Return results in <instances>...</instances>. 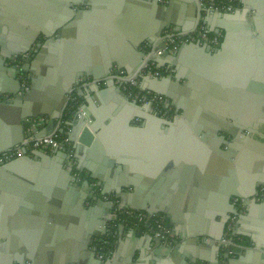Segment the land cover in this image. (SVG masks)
Here are the masks:
<instances>
[{
	"label": "water",
	"instance_id": "obj_1",
	"mask_svg": "<svg viewBox=\"0 0 264 264\" xmlns=\"http://www.w3.org/2000/svg\"><path fill=\"white\" fill-rule=\"evenodd\" d=\"M239 1L242 6L233 12H212L202 0H170L168 6L161 0H79L74 2V6L81 3L89 9L78 11L82 20H77L79 33L76 39L66 38L59 31L55 32L58 38H55V33L43 31V36L26 41L0 39V83L3 84L0 88V119L8 122L14 131L23 132V141L26 130L39 136L54 132L56 119L63 120L65 112L70 109L66 124L71 129L70 140L82 175L73 178L78 189L75 187L71 195L65 193L68 198L61 202L59 210L61 208V219L65 223L72 214L78 216L75 227L78 233L74 239L81 243L82 264H114L120 254L117 248L108 261H102L95 251L91 252L90 259L84 254L87 237L93 242L112 233L109 227L112 203L90 190L89 178L97 181L102 194L119 197L125 206V196L138 193L142 188L141 180L146 182L143 185L145 188L141 189L143 193L150 188L144 199L151 203L153 193H157L156 188L165 185L166 176L178 178L182 169L188 168L190 179L198 178V171L207 167L211 151L247 173L243 156L249 150L240 148L235 154L233 146L239 138L247 140L246 146L248 141L254 145L255 134L264 139L260 129L264 125V0ZM171 5L193 8L197 13L196 27L204 23L209 35L223 34L219 45L196 38L182 43L174 55L164 52L155 56L154 51L166 29L183 30L180 22L169 18ZM204 11L212 13L202 20ZM144 44H148L149 53L141 49ZM65 46L68 49L63 51ZM151 57L159 68L166 65L175 67L174 73L147 75L142 78L141 87L168 97L171 104L182 111L174 120H166L150 104L143 105L130 98L115 79L108 80L104 89L94 82L88 87L91 88L88 94H85L84 87L80 92L74 90L77 82L84 77H92L98 82L101 77L110 75L114 68L130 73L137 66L140 70ZM24 81L28 82L27 87L23 86ZM14 84L15 87L12 86ZM75 94L77 101L73 100ZM112 98L119 103L118 106L107 104ZM7 114L10 121L6 118ZM46 116L49 120L45 118L46 127H43L39 122ZM214 135L219 138L216 143L212 141ZM172 144L173 153L170 152ZM186 144L191 145L188 149L192 154L185 155ZM11 147L9 150H12ZM23 151L22 156L1 165L0 174L14 176L16 174H10V171L21 173L24 165L32 164L29 150L24 147ZM32 152L35 160L40 158L63 164L68 158L66 150L47 153L45 149L38 148ZM263 154L258 152L255 160L264 161ZM226 167V171L231 170L229 165ZM108 169L124 170L126 174V178L120 179L122 185L114 186L113 192L109 189L111 184L105 182ZM69 170V173L73 172L72 168ZM217 175L214 174L212 181L217 180ZM62 176L66 184L64 173ZM244 178L249 180L250 177L245 175ZM251 179H254V186L249 194L229 191L227 187L220 194L202 186L203 192L210 194L211 198L220 196V201L216 197L214 204H224V201L228 204L225 211L217 209L221 230L218 234H211L212 237H222L233 215L246 218L236 199L243 200L254 194L259 196L258 189L264 184L263 175H253ZM80 182H83L85 190L81 189ZM220 183L221 180H218L215 185ZM228 183L232 187L238 180L232 176ZM88 198L93 202L85 208ZM136 210L142 209L138 206ZM143 210L150 216L160 214L150 207ZM92 212L95 213L93 217L90 216ZM51 213L42 218L50 225L59 219L50 217ZM240 223L235 225L234 234L238 233L236 226L239 227ZM115 234L120 240L122 233L117 231ZM241 234L251 237L247 233ZM66 236L72 239L68 233ZM148 238L152 240L153 237L148 235ZM184 248L183 245L171 247V256L165 262L158 257L154 260L156 264H219L215 262V252L212 256L192 258L184 252ZM213 249L218 251L219 246ZM134 255L128 258L131 263ZM225 257L228 259L225 264H230V252H226ZM139 258L143 259L141 250ZM16 261L20 264L21 260Z\"/></svg>",
	"mask_w": 264,
	"mask_h": 264
},
{
	"label": "crops",
	"instance_id": "obj_2",
	"mask_svg": "<svg viewBox=\"0 0 264 264\" xmlns=\"http://www.w3.org/2000/svg\"><path fill=\"white\" fill-rule=\"evenodd\" d=\"M78 1L0 0V39L26 41L34 37H40V35L43 36V31L51 33L59 31L64 33L66 38L76 39L79 33L78 21L82 20L81 17L80 19L78 17V11L81 8L84 10L89 9L87 5H81V3L74 6V2ZM169 1L163 0L162 4L168 6ZM169 8V18L182 24V33H195L200 25L204 24L200 23L196 27L197 13H194L195 10L191 7H183L181 5L175 7V5H171ZM209 13L208 11H204L202 20ZM2 25L5 27H2ZM184 26L186 27L185 29ZM216 35L218 38L219 36L223 38V34ZM58 37L55 33V38ZM163 38L164 36L162 35ZM162 39L158 44L162 43ZM147 45H142L141 49L143 51H150ZM65 49H68L67 46H65L63 51ZM116 70L118 69L114 68L113 72ZM110 75L101 78H109ZM11 81L14 80L12 79ZM12 86L15 87V84ZM90 86H93V84L83 85L76 90L80 92V89L84 87L85 94H88L91 89L88 88ZM1 87H3V84L0 83ZM106 87L107 83L100 86L101 89ZM113 95L115 97V93ZM107 104L115 107L119 103L115 101V98H112L108 100ZM165 116L166 120H174L170 115ZM6 118L10 119L8 114ZM45 118L49 120L47 116ZM3 121V119H0V151L8 148L4 152L1 151L2 153H6L10 151V146H12L11 149L13 150L20 146L23 132L14 131L8 122ZM67 121L69 120L56 119L55 131L63 129L70 138L71 129L67 126ZM134 121H137V119H134ZM42 125L46 127L45 121L42 122ZM42 129L44 130V128ZM260 129L264 134V125ZM175 132L177 133L176 127ZM27 133H29L28 130L24 132L25 137ZM218 139L215 138V135L214 137L212 136V141H215L214 143ZM253 140L255 141L254 145L248 141V145L246 146L247 140L239 138V142L233 151L236 154L240 148H243L244 151L249 150L243 156L247 173L242 172L241 167L227 163L224 161L223 156L214 154L211 151L207 158V167L209 169L207 167L203 171L198 169L200 170L198 171L200 173L198 178L196 177L191 180L188 168L182 169L181 175L178 178L166 176L164 180L165 185L156 188L158 190L156 194L153 193L151 203H148L144 199V194L148 193L150 188L148 186L147 188L149 189L143 193L141 189L145 188L143 185L146 182L145 180H141L140 184H142V188L139 189V192L125 196V207L138 209L139 206L145 212L147 211L143 210V208L150 207L153 210H158L159 215L167 219L179 237V244L175 246L176 248L183 245L185 247L184 252L192 258L212 256L215 252L216 261L215 259L213 260L219 264H225L228 260L224 256L225 254L222 255L213 249L214 246H219L221 238H214L211 234H218L220 232L219 213L222 210L228 209V204L225 201L224 204L223 202L221 204L217 202L214 204L216 197L220 201V196L215 195L211 198L210 194L203 192V187L205 189H212L211 191L220 194L222 193V189L224 190L226 187L229 191L232 189L238 193L245 192L249 194L254 186V179H251V177L253 175H263L264 179V161L257 162L255 160L258 152L260 154L264 152L262 148L264 146V139L255 134ZM14 143L18 145L14 146ZM190 146L186 144L184 147L186 149L185 155L192 154L190 153L191 149H188ZM173 147L174 145L172 144V150H169L171 153H173ZM223 149H226V147H223ZM28 150L31 159H34L33 150ZM52 152L54 151L47 150V153ZM33 159L32 164L27 163L28 165L23 166L24 171L21 173L19 171L17 173L10 171V174H16L14 176L0 174V264H19L16 261L17 259L21 260L20 264L22 262V264H82L83 253L79 250L81 244L74 239V236L78 233L75 229L78 225V216L72 214L70 218H67L65 223V220L61 219V208L59 210L61 202L63 201L64 203V200L68 198L65 193L67 192L71 195L75 191L76 184L73 178L76 175L72 171L69 173L70 165L68 159L63 164L56 161H42L40 158ZM77 165L79 167L78 162ZM167 165L168 163L165 164V168ZM226 165H229L231 170L226 171ZM31 169L36 170L31 171ZM27 171L29 172L28 176H26ZM65 172L69 175H65ZM63 173L67 178L66 184L65 180L62 179ZM85 173L83 175H86ZM215 173L218 174L217 178L215 177L217 180L212 181ZM245 175L250 177L248 178L249 180H245ZM105 176V182L107 185L111 184L109 189L112 192L114 186L118 184L122 185L121 182L123 181L120 179L126 178L124 170L113 171L112 169H108ZM232 176L238 180V183H234L230 187L228 179ZM218 180H221V183L215 185ZM79 185L81 189H84L83 182H80ZM254 195H249L248 198L243 199L245 207L242 208V215L246 218L241 219L236 217V220H234V227L240 221L242 224L240 223L239 227L236 226V232L238 233L235 236H238L239 240L233 241L229 246L231 250L230 264H264V200H260L257 198L258 196ZM87 201L85 202V208L91 205ZM248 201L250 202L249 204ZM217 204L219 205L216 206ZM133 205L135 207H132ZM50 213L52 214L50 217L59 218L56 220L57 223L50 225L48 220H42L43 217ZM94 215L95 213L92 212L90 216L93 217ZM233 217L235 216L233 215ZM120 232L122 233V236L120 235L121 239L118 240L120 254L114 264H156L157 262L154 260V257H158V259L164 262L169 260L173 249L161 243L155 236H152L153 238L150 240L148 234H143V231L135 227H124ZM67 233L68 237H72V239H67ZM241 233H247L251 237H244ZM244 238L246 240H243ZM140 250L143 252V259L139 258ZM133 253L135 255L133 263H131V260L128 261V258L132 257Z\"/></svg>",
	"mask_w": 264,
	"mask_h": 264
},
{
	"label": "built area",
	"instance_id": "obj_3",
	"mask_svg": "<svg viewBox=\"0 0 264 264\" xmlns=\"http://www.w3.org/2000/svg\"><path fill=\"white\" fill-rule=\"evenodd\" d=\"M163 1V0H161ZM203 5L208 8L209 10H221V11H229L233 12L235 9L231 3V0H202ZM164 38L162 39V43L158 44L157 50L154 51L155 56H161L164 52H167L169 55H174L182 43L189 42L194 39L201 38L204 41H209L213 45H219L220 41L218 37H211L209 35L208 29L205 25H200L199 29L192 34H185L181 31L174 30V28L166 29L163 33ZM149 53L150 51H146ZM136 68L132 72H127L124 69H118L115 72L111 73L110 77L108 78H101L98 82L94 81L91 77H84L77 82L74 87V90L81 86H85L86 84H95L97 83L99 86L106 84L108 80L115 79L117 85L120 86L127 95L137 101L140 104H154L160 108L169 107L168 104H165L164 97L160 94L154 93L148 89H143L141 87L142 78L145 76H164L159 67H157V62L153 57H151L144 66L139 70ZM166 75V74H165ZM95 82V83H94ZM23 86L27 87L28 82L24 81ZM73 100L77 101L78 97L73 96ZM68 110L65 112V116L68 114ZM64 116V121L66 120ZM69 120V119H68ZM45 121V117L40 119L39 123ZM88 125V123H86ZM26 147L27 149H38L43 148L47 150H66L68 155V161L70 168H72L74 175L81 176L82 171L79 169L77 165V160L75 157V149L73 144L66 134L65 131L61 132L56 130L51 134L39 136L36 135L34 132L27 135L21 145L16 148L12 149L6 153L0 154V166L8 163L11 160H14L24 154L23 148ZM93 189V190H91ZM90 190L94 193L98 191L99 196L104 201H109L112 203V216L111 222L109 227L112 229L113 232V223H118L119 215L124 214L126 215L125 224H120L123 228L124 227H137V225H143V234H148L151 236H155L161 243L166 244L170 247H175L179 244V238L175 234L172 226L168 223L167 219L162 215L150 216L147 212L142 210L130 209L124 206L121 199L113 194L106 195L101 193V188L97 185V181L93 180L90 183ZM259 195L264 196V187L259 188ZM111 225V226H110ZM235 232L234 226L231 224L228 225L226 230L225 237L223 240L228 243H232V239ZM106 240V239H104ZM105 243L103 241L102 245L100 246L101 252L99 253L100 257H111L114 254V250H105ZM231 252V251H230Z\"/></svg>",
	"mask_w": 264,
	"mask_h": 264
},
{
	"label": "flooded vegetation",
	"instance_id": "obj_4",
	"mask_svg": "<svg viewBox=\"0 0 264 264\" xmlns=\"http://www.w3.org/2000/svg\"><path fill=\"white\" fill-rule=\"evenodd\" d=\"M170 66V68L169 69H167V68H165V69H167V71H168V73L167 74H171L172 72H174V67H171V65H169ZM173 70V71H172ZM166 74V75H167ZM183 82H186V80L184 81L183 80ZM171 108H172V110L169 112H167V115H170V116H172V117H174V115H179V111L176 109V107L174 106V105H169ZM166 109H168L167 107H165ZM84 174V173H83ZM84 177L86 176V175H83ZM89 181H90V183L93 181V179H91V178H89ZM91 190H93V189H91ZM259 190V189H258ZM259 193V192H258ZM95 195H98L99 196V193H98V191H96L95 193H94ZM259 195V194H258ZM88 201L87 202H89L90 204H92V202H93V200L91 199V198H88L87 199ZM241 209V208H240ZM110 224V223H109ZM111 226V225H110ZM226 227V226H225ZM123 227L119 224V230L118 231H120L121 229H122ZM224 231H225V229H224ZM225 232L223 233V235H222V237H221V239L219 240V250H218V252L220 253V254H222V255H224L226 252H230L231 250L229 249V246H230V243H228V242H225L224 240H223V238L225 237ZM107 236L108 235H105V236H103L102 238H100L99 240H95V241H93V242H91L90 241V239L87 237V239H86V241H84V245H85V247H84V254H85V256H87V258L88 259H90L91 258V252H93V251H95V253H96V255H97V257H99L102 261H108V260H110V258L112 257H100L99 256V253L101 252V250H100V246L102 245V243H103V241H106V243L108 242L109 243V241H107V240H104L105 238H107ZM241 238V237H240ZM236 239H238V236H233V239H232V241H236ZM244 240H246V238H244ZM111 243V242H110ZM233 243V242H232ZM81 244V243H80ZM114 246H115V249H114V253H115V251H116V249L118 248V238H117V240H116V242L114 243ZM177 246V245H176ZM225 256V255H224Z\"/></svg>",
	"mask_w": 264,
	"mask_h": 264
},
{
	"label": "trees",
	"instance_id": "obj_5",
	"mask_svg": "<svg viewBox=\"0 0 264 264\" xmlns=\"http://www.w3.org/2000/svg\"><path fill=\"white\" fill-rule=\"evenodd\" d=\"M231 3L233 5L234 9L239 8V7L242 6V4H241V2L239 0H231ZM210 36L211 37H215V36L217 37V35L215 33H210ZM219 41L220 42L222 41V37H220V36H219ZM160 70H161V72H162L163 75H165V74L168 73V71L165 68H160ZM75 96H77V94H75ZM71 104L74 105L75 103H71ZM69 110H68V112H69ZM163 110L164 111H167L166 108H164ZM69 117H70V113H68L65 116L66 120H68ZM125 218H126V215L121 214V215H119V221H118L117 225H116V223H113V225H114L113 226V232L111 234H108L107 238H105L107 241H109V243L108 242L105 243V250H108L109 251V250H114L115 249L114 243L116 242V240L118 238V234H115V233L119 230V223L122 224V225L125 224L124 223L125 222ZM127 228H129V227H127ZM135 228H137L139 230H142L143 229V225L142 224L141 225H137V227H135ZM236 241H237V239H236Z\"/></svg>",
	"mask_w": 264,
	"mask_h": 264
},
{
	"label": "rangeland",
	"instance_id": "obj_6",
	"mask_svg": "<svg viewBox=\"0 0 264 264\" xmlns=\"http://www.w3.org/2000/svg\"><path fill=\"white\" fill-rule=\"evenodd\" d=\"M164 33V32H163ZM163 35V34H162ZM171 67H173V66H171ZM165 68H167V69H169L170 68V66L169 65H166V67ZM166 69V70H167ZM174 69H175V67H174ZM173 71V70H172ZM174 72H172L171 74H173ZM163 97H164V101H165V104H168V105H170L171 104V102H170V100H169V98L168 97H166V96H164V95H162ZM172 105V104H171ZM154 110H155V112H157L158 113V115H160L161 117H163V118H166V116L165 115H167V112L169 111H171L172 110V108L169 106V108L167 109V111H164L163 110V108H160V107H158V106H156V105H154V104H151L150 105ZM177 109V108H176ZM180 113H179V115L182 113V111L181 110H179V109H177ZM179 115H174V117H173V119H175L176 117L178 118L179 117ZM262 187H264V184L263 185H261L259 188H262ZM259 191V190H258ZM257 198H259L260 200H264V196H262V195H259ZM243 201L244 200H242L241 198L240 199H236V202H237V205L238 206H240V208L242 209L243 207H245V205L243 204ZM234 220H236V217H232V219H230L229 221H228V223L226 224V227H225V233H226V230H227V228H228V225L229 224H231L232 226H234V223H235V221ZM237 233H235V235H236Z\"/></svg>",
	"mask_w": 264,
	"mask_h": 264
},
{
	"label": "bare ground",
	"instance_id": "obj_7",
	"mask_svg": "<svg viewBox=\"0 0 264 264\" xmlns=\"http://www.w3.org/2000/svg\"><path fill=\"white\" fill-rule=\"evenodd\" d=\"M237 143H238V142H237ZM237 143H236V144H234L233 148H235V147L237 146ZM230 191H233V190L231 189Z\"/></svg>",
	"mask_w": 264,
	"mask_h": 264
}]
</instances>
